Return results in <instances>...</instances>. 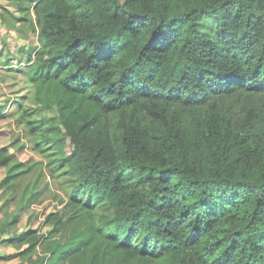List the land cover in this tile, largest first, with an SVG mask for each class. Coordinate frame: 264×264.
I'll return each instance as SVG.
<instances>
[{
	"label": "trees",
	"instance_id": "obj_1",
	"mask_svg": "<svg viewBox=\"0 0 264 264\" xmlns=\"http://www.w3.org/2000/svg\"><path fill=\"white\" fill-rule=\"evenodd\" d=\"M31 2L0 15L38 33L16 115L42 160L0 147V246L19 264H264V0ZM47 178L69 190L52 227L7 235Z\"/></svg>",
	"mask_w": 264,
	"mask_h": 264
},
{
	"label": "rangeland",
	"instance_id": "obj_2",
	"mask_svg": "<svg viewBox=\"0 0 264 264\" xmlns=\"http://www.w3.org/2000/svg\"><path fill=\"white\" fill-rule=\"evenodd\" d=\"M0 4L2 7L15 10L17 14H20L19 7L15 3H8V0H0ZM30 9H32V6ZM204 29L210 31L211 24L207 22ZM38 45V33L34 31L32 25L16 21L10 16L7 19H3L0 15V106L4 107V110L0 113V147L8 145L10 151L14 153L16 149L14 142H17L16 144L24 142L26 143L24 152L36 157L38 160H42V155L33 149L32 139L24 134L25 125L17 120L16 115L19 105L26 103V99L31 94V82L23 69L27 67L26 61L30 50L36 49ZM8 58H11L12 66L8 65ZM5 175L6 169L1 167L0 180ZM47 182L50 183V189L46 191L42 202L35 204L34 208L36 209H32L33 211L22 218L14 228H11L7 235H16L27 229L46 233L52 227V224L47 222L45 214L54 209L55 206L57 209L62 207L66 202L69 190L59 188L55 179L47 178L41 184L45 186ZM6 201V197L0 198V219L7 213L10 214L15 208V204L7 203ZM4 204L8 205L7 212L5 211L6 207L5 209L3 208ZM38 209L43 210L44 215ZM41 216H43L44 220L40 219ZM68 234L69 230L67 228L62 233V237L66 239ZM14 244L6 242L0 246V253L7 256L0 257V264L20 263V256L16 255L18 246ZM25 246L26 244L24 243L23 248Z\"/></svg>",
	"mask_w": 264,
	"mask_h": 264
},
{
	"label": "built area",
	"instance_id": "obj_3",
	"mask_svg": "<svg viewBox=\"0 0 264 264\" xmlns=\"http://www.w3.org/2000/svg\"><path fill=\"white\" fill-rule=\"evenodd\" d=\"M35 206V205H34ZM41 207V206H40ZM39 210V209H38ZM41 211V210H39ZM41 213L44 215V211L42 210ZM40 219H43V216L40 217ZM44 220V219H43Z\"/></svg>",
	"mask_w": 264,
	"mask_h": 264
}]
</instances>
